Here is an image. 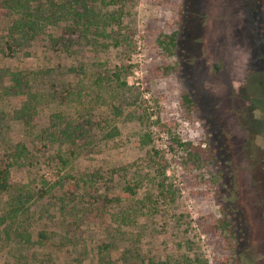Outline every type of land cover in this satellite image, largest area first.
Masks as SVG:
<instances>
[{"label":"rangeland","instance_id":"rangeland-1","mask_svg":"<svg viewBox=\"0 0 264 264\" xmlns=\"http://www.w3.org/2000/svg\"><path fill=\"white\" fill-rule=\"evenodd\" d=\"M256 3L0 0V264H264Z\"/></svg>","mask_w":264,"mask_h":264},{"label":"trees","instance_id":"trees-1","mask_svg":"<svg viewBox=\"0 0 264 264\" xmlns=\"http://www.w3.org/2000/svg\"><path fill=\"white\" fill-rule=\"evenodd\" d=\"M122 2L124 3L125 0H110V3L111 4H115V5H119ZM256 4L258 6L259 11L262 14L263 23H264V0H257V3ZM165 38L168 39V42L174 47L177 44L178 33L175 32L172 35H165ZM187 145L190 146V147H186L185 148L186 152L191 153L190 151L193 148H196V150H197L196 152L197 153L195 152V154H194V157L196 158L197 155H199V153H198L199 150L198 149L200 147H195V146H193L190 143H188ZM183 146H185V144ZM10 157H11V160L12 161H9L10 160ZM13 160H14V155L12 156L10 154L8 160L5 161V162H3L2 164H0V194H3V193L8 192L11 189V187H12L11 165H12V162H14ZM127 189L129 190V194L130 195H133L135 193L134 192V188L132 186H128Z\"/></svg>","mask_w":264,"mask_h":264}]
</instances>
